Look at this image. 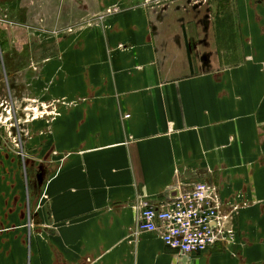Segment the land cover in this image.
Segmentation results:
<instances>
[{"label": "crops", "instance_id": "1", "mask_svg": "<svg viewBox=\"0 0 264 264\" xmlns=\"http://www.w3.org/2000/svg\"><path fill=\"white\" fill-rule=\"evenodd\" d=\"M93 4L120 12L45 56L64 114L37 122L29 198L0 166V264H264V0ZM198 184L234 241L185 255L138 230Z\"/></svg>", "mask_w": 264, "mask_h": 264}, {"label": "rangeland", "instance_id": "2", "mask_svg": "<svg viewBox=\"0 0 264 264\" xmlns=\"http://www.w3.org/2000/svg\"><path fill=\"white\" fill-rule=\"evenodd\" d=\"M73 1L66 5L57 0V9L49 11L50 0H0V166L4 168V160L14 158L26 198L36 164L33 135L38 125L44 126L37 122H50L64 114V101L52 98L45 56L49 50H63L70 35L101 16L94 14L93 0ZM81 5L88 7L87 12L80 10ZM44 162L42 166L47 165ZM43 177L47 182V174ZM38 188L47 195V184L38 185L37 193ZM9 195L16 198V185L10 187Z\"/></svg>", "mask_w": 264, "mask_h": 264}, {"label": "built area", "instance_id": "3", "mask_svg": "<svg viewBox=\"0 0 264 264\" xmlns=\"http://www.w3.org/2000/svg\"><path fill=\"white\" fill-rule=\"evenodd\" d=\"M163 1L143 0V5L159 6ZM106 12L92 22H105L120 11ZM138 230L161 233L167 247L185 255L202 253L220 242H232L236 238L229 216L221 211L218 194L205 184L196 185L190 193L179 196L165 209H143Z\"/></svg>", "mask_w": 264, "mask_h": 264}]
</instances>
